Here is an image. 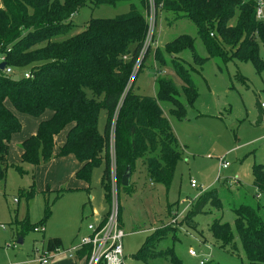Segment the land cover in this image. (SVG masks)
Returning <instances> with one entry per match:
<instances>
[{"label": "trees", "instance_id": "16d2710c", "mask_svg": "<svg viewBox=\"0 0 264 264\" xmlns=\"http://www.w3.org/2000/svg\"><path fill=\"white\" fill-rule=\"evenodd\" d=\"M130 1L0 0V59L3 57L6 62L5 69H0V179L6 177L10 165L12 137L22 127L17 113L40 118L50 111L51 116L40 122L36 133L22 141L21 163L37 165L41 160L48 162L72 155L79 163L76 178L87 182L92 170L103 163L101 184L109 205L112 173L118 183L117 191L123 187L132 192V182L123 186L121 178L127 166L133 173L138 160H142L148 180L169 188L183 152L160 102L175 97L194 102L198 90L178 54L189 49L195 61L203 59L195 54L194 38L179 35L166 42L164 49L158 47L155 58L174 67L185 84L178 85L165 77L158 81L157 96L135 90V80L149 55L155 33L150 30L149 0H138L144 12ZM119 2H130V10L113 18H90L82 26L72 19L84 6L94 8ZM152 4L154 18L159 10H164L172 16V23L183 18L194 23L208 58L251 62L257 72L264 73L260 56V46L264 47V0H152ZM164 54L171 58L166 60ZM9 67L11 74L6 73ZM14 69L28 71L18 78ZM235 79L246 80L243 75H236ZM262 102H257L259 122ZM177 104L174 113L184 118L186 109L182 103ZM102 109L106 110L107 119L101 131ZM64 129H68L65 143L55 154L56 136ZM16 167L22 171L20 165ZM252 176L255 196L260 197L264 194V163L253 166ZM32 194L33 190L27 192V197ZM211 201L216 208L223 206L217 189L201 190L190 203L185 223L194 226V217L205 212L204 207ZM110 211L100 222L107 220ZM234 211V230L228 222L215 220L211 226L214 238L225 244L238 238L246 256L242 264H264V206L241 204ZM169 213L172 223L152 231L135 258L149 263L151 259L171 256L172 264H183L172 248H157L161 240L174 235L175 227H181L171 207ZM118 221L122 228L120 207ZM38 225L44 222L32 225L28 218L16 221L17 238ZM46 248H62L61 239L49 238ZM85 254L86 250H82L76 257L85 258ZM200 264L220 263L206 259Z\"/></svg>", "mask_w": 264, "mask_h": 264}, {"label": "rangeland", "instance_id": "374dc122", "mask_svg": "<svg viewBox=\"0 0 264 264\" xmlns=\"http://www.w3.org/2000/svg\"><path fill=\"white\" fill-rule=\"evenodd\" d=\"M130 2L144 12L138 0ZM130 2L94 8L84 6L72 19L82 26L90 18H113L127 13ZM149 4L150 30L151 34L155 33V40L137 75L135 90L157 96L158 81L165 77L173 79L178 85L185 84L174 67L155 58L158 47L164 49L166 42L179 35L187 34L194 38L195 54L203 59L202 62L195 61L189 49L178 54L198 90L196 100L190 103L183 97H175L160 102L183 152L169 188L148 180L145 166L142 160H138L131 176L134 191L127 192L123 187L117 191L118 183L112 173V200L109 205L101 184L103 163L92 170L89 182L76 178L79 163L72 155L55 157L48 162L41 160L37 165L21 163L22 141L36 133L40 122L49 118L45 117L50 116V112L46 111L40 118L17 113L22 127L12 137L10 165L6 177L0 179V264H39L38 259L51 237H59L62 248L48 264H81L78 257H70L72 251L69 249L81 236L88 234L87 225L98 224L107 216L114 200L119 203L122 228L127 233L123 240V264H172L171 256L151 259L149 263L134 257L152 231L172 223L169 207L181 227H175V236L170 234L161 240L158 250L172 248L183 264H200L206 259L220 264H242L246 261L239 239L235 238L232 244L218 241L211 226L218 220L228 222L234 230L235 207L241 204L256 208L264 206V194L255 196L257 192L252 176L253 166L264 163V122L258 121L257 107L258 101L264 102V73L257 72L251 62L208 58L206 46L198 37L194 23L188 18L172 23V16L164 10H159L154 18L152 0ZM260 56L264 60L263 46H260ZM163 57L166 60L171 58L168 54ZM26 71L14 69V75L21 78ZM136 71L137 68L134 75ZM236 75H243L246 79L244 83L235 79ZM177 103H182L186 109L184 118L174 113ZM106 119L107 112L102 109L99 116L101 131ZM67 130L56 136L55 154L65 143ZM20 138L23 139L17 140ZM220 158L229 162L226 169L219 168ZM16 165H20L22 171ZM111 165L114 168V162ZM191 180H195L196 187H191ZM215 189L223 206L216 208L211 201L204 207L205 212L194 217V226L185 223L190 203L201 190ZM31 190L33 194L27 197V192ZM25 218L32 225L44 222L45 231H28L20 244L17 242L15 222ZM190 249L197 256L191 255Z\"/></svg>", "mask_w": 264, "mask_h": 264}, {"label": "built area", "instance_id": "2783aa9c", "mask_svg": "<svg viewBox=\"0 0 264 264\" xmlns=\"http://www.w3.org/2000/svg\"><path fill=\"white\" fill-rule=\"evenodd\" d=\"M261 14V9L258 10ZM4 61L2 57L0 63ZM6 73L11 74L13 70L9 67ZM26 77L29 73L25 74ZM262 121L264 122V102L260 104ZM220 169H226L229 162L224 158H220ZM192 187H196L195 180L190 182ZM119 203L117 200L112 202L110 214L105 222L98 224H90L88 226L90 233L82 236L78 242L73 244L69 250L72 251L70 257L76 256L78 252L86 250L85 264H123L124 263V246L123 240L127 236L125 231L120 228L118 221ZM34 231L44 232V225H38ZM53 252V254H52ZM189 253L197 256V253L190 249ZM58 249L54 251L43 248L42 256L38 259L39 264H48L49 260L59 255ZM202 263V262H201Z\"/></svg>", "mask_w": 264, "mask_h": 264}, {"label": "water", "instance_id": "95a60500", "mask_svg": "<svg viewBox=\"0 0 264 264\" xmlns=\"http://www.w3.org/2000/svg\"><path fill=\"white\" fill-rule=\"evenodd\" d=\"M6 67V62L0 63V69L4 70ZM131 176H132V170L130 166H127L126 170L124 171L122 178H121V184L123 186H129L131 183ZM18 243H23V237H19L17 240Z\"/></svg>", "mask_w": 264, "mask_h": 264}, {"label": "crops", "instance_id": "0c3cea01", "mask_svg": "<svg viewBox=\"0 0 264 264\" xmlns=\"http://www.w3.org/2000/svg\"><path fill=\"white\" fill-rule=\"evenodd\" d=\"M14 111H15V110H14ZM15 112H16V111H15ZM49 112H50V111H49ZM22 115L24 116L25 114H22ZM43 115H44V114H43ZM43 115H42V116H43ZM42 116H41V117H42ZM50 116H51V112H50ZM50 116L48 115V116H46L45 118L50 117ZM13 137H14V136H13ZM24 137H25V136H24ZM22 139H23V138H20V139H17V140H22ZM25 139H26V138H25ZM76 167H79V164H78V166H76ZM102 219H103V218H102ZM81 237H82V236H81ZM18 238H19V237H18ZM79 239H80V238H79ZM79 239H78V240H79ZM75 257H76V256H75ZM72 258H73V257H72ZM78 259H79V261H81V264H85V258H79V257H78ZM57 264H58V262H57ZM61 264H62V263H61Z\"/></svg>", "mask_w": 264, "mask_h": 264}]
</instances>
